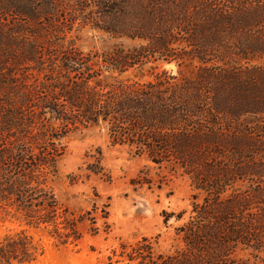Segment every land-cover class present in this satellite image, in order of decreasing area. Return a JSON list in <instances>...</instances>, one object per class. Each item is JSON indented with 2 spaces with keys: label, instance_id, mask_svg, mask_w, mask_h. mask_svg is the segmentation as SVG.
Listing matches in <instances>:
<instances>
[{
  "label": "trees",
  "instance_id": "1",
  "mask_svg": "<svg viewBox=\"0 0 264 264\" xmlns=\"http://www.w3.org/2000/svg\"><path fill=\"white\" fill-rule=\"evenodd\" d=\"M89 2L116 20L98 29L144 44L104 56L113 84L70 54L65 83L32 89L18 69L0 76V264H38L47 252L38 232L58 247L81 240L85 218L52 185L63 155L56 141L100 123L114 144L183 170L196 191L187 219V211L164 213L172 232L122 244L108 264H264V0H68L69 9ZM61 10L58 0H0L2 15L23 18L42 36L66 19ZM17 30L24 28L10 32ZM12 35L0 36V59L30 61L39 76L55 77L42 47L24 49ZM186 60L200 64L191 77L119 79L149 63L157 70Z\"/></svg>",
  "mask_w": 264,
  "mask_h": 264
},
{
  "label": "rangeland",
  "instance_id": "2",
  "mask_svg": "<svg viewBox=\"0 0 264 264\" xmlns=\"http://www.w3.org/2000/svg\"><path fill=\"white\" fill-rule=\"evenodd\" d=\"M58 1L62 9L59 15L66 19H58L52 28L42 33L43 36L35 25L20 20L23 18L6 17L1 13L0 36L12 35L11 30L23 26L24 30H17L12 36L19 38L24 49L42 47V51L38 49L39 54H43L39 57L45 59L42 62L48 74L54 67L59 72L49 79V76H39L32 69L33 62L19 61L15 64L0 59V76L9 70L18 69L17 76L24 74L30 78L28 82L32 89L38 82L65 83L63 77L69 73L60 72L65 65V58L80 55L85 61L89 60L85 62L83 70H102V81L113 84L115 80L109 78L111 74L106 72L102 64L104 56L122 44L128 49L144 43L126 38L116 39L98 29L96 25L113 26L116 20L98 14L91 2L84 10H72L69 9L68 0ZM83 20L87 23H83ZM16 53L19 56L21 51ZM6 62L9 63L7 66ZM199 65L192 60L182 64L173 61L154 70L155 65L149 63L129 71L119 79L151 82L157 73L163 71L174 77L180 74L191 77ZM3 95L4 92L0 90V105L4 103ZM61 135L64 137L56 143L63 155L58 161V172L52 185L58 198L76 218H85L80 225L82 238L77 244L58 247L54 239L38 232L36 237L42 239L47 247L46 255L38 264H108L110 256L114 261L117 259L113 253L117 251L119 255L122 244L129 246L142 237L172 232L163 223L164 213L187 211L185 218L189 217L196 191L183 170L167 164L156 165L145 154H138L126 145L114 144L109 128L104 123L79 127V130L72 127L71 131ZM91 218L95 219V225ZM170 225H176L174 219ZM6 227L12 229L17 225L8 223ZM92 228H97V231L94 232Z\"/></svg>",
  "mask_w": 264,
  "mask_h": 264
}]
</instances>
